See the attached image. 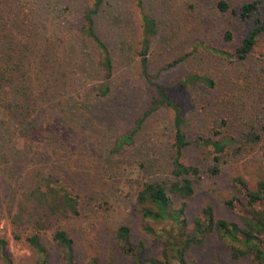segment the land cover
Instances as JSON below:
<instances>
[{
	"label": "rangeland",
	"instance_id": "374dc122",
	"mask_svg": "<svg viewBox=\"0 0 264 264\" xmlns=\"http://www.w3.org/2000/svg\"><path fill=\"white\" fill-rule=\"evenodd\" d=\"M218 1L141 0L142 9L154 18L153 30L146 31L138 0H104L95 27L111 52L113 68L109 93L95 96L92 84L107 80L101 67H94L95 48L79 38L91 0H0V48L10 45L11 32L19 38L25 35L37 52L24 60L33 83L42 73V63L33 58L44 60L55 51L63 53L60 65L69 75L64 122L55 118L49 94L39 84L31 88L38 94L35 101L22 100L30 103L29 110L16 115L14 104L21 101L17 87L10 83V73L0 76V238L6 240L11 264H38L39 256L26 239L38 230L48 264H62L52 239L58 227L73 238L75 264H88L92 258L97 264H134L116 242L122 224L130 227L132 241L145 244L147 255H159V245L143 229L145 220L136 206L144 181L173 177V112L164 103L154 105L156 83L168 86L181 107L189 140L200 135L217 138L214 130L219 128L233 138L217 175L206 171L212 163L210 147L190 145L184 150L182 161L201 170L188 200L189 217L211 205L216 217L236 219L225 204L233 192L232 179L242 176L255 187L264 178L262 138L247 139V133L261 132L264 121V58L250 54L235 60L214 51L233 49L251 27L238 13L220 10ZM225 1L237 11L249 0ZM26 14L32 22L24 21ZM226 29L232 31V40L223 38ZM258 41L264 43V33ZM15 49L29 53L19 43ZM175 59L180 60L173 63ZM189 75H196L195 80L176 85ZM40 118L49 124L38 130L32 123ZM123 135L130 137L120 143ZM46 184L72 191L77 213L63 208L59 195L53 210L33 197L31 191L38 185L46 189ZM152 225L159 230L164 224ZM187 257L189 264H256L248 256L233 259L215 231L192 245ZM0 264H5L1 258Z\"/></svg>",
	"mask_w": 264,
	"mask_h": 264
},
{
	"label": "trees",
	"instance_id": "16d2710c",
	"mask_svg": "<svg viewBox=\"0 0 264 264\" xmlns=\"http://www.w3.org/2000/svg\"><path fill=\"white\" fill-rule=\"evenodd\" d=\"M103 1L91 0V4L83 12V22L79 29V38L84 40L88 46L91 44L95 48L96 54L94 53L93 55L94 67H101L105 80H107V83L95 82L92 84L95 96H106L109 93L110 85L108 81L111 78L113 68L111 52L107 44L98 35L95 27V15L99 12ZM138 6L146 31L153 30L154 18L142 9L141 0H138ZM217 7L222 11L230 9L232 13H238L242 19L250 20L251 27L233 49L214 48V51L228 59L235 60H243L250 54L264 58V43H259L258 41L264 33V0L246 1L237 11L230 8L229 3L225 0H219ZM24 21L30 23L32 18L26 14ZM10 35L12 39L10 45L1 44L3 48H0V76L10 73L12 75L10 83L17 87L21 101H17L14 104L17 107L16 115H23L26 110H29L30 103L22 102V100L30 101L34 97L35 99L32 101H35L38 94L32 91L31 88L39 84L46 88L44 92L49 94L48 98L51 99L49 104L57 112L55 118L64 122L68 104L64 97V92L68 85L69 75L60 65L59 59L62 58L63 53L55 51L44 60L42 58H33L34 61L42 63L38 67V69L42 70L40 79L38 78L37 83H33L32 73L29 71L31 67H26L27 64H24V60L30 59L37 52L32 51L33 46L28 45L27 40L25 41L27 36L24 35L19 38L14 32H11ZM17 38H19L18 41ZM223 38L227 41L232 40V31L226 29L223 32ZM16 43L23 45V49L29 53L26 54L23 50L22 53H18L15 49ZM146 49L147 43L144 40L141 50L143 65L146 60ZM41 55H44V53H41ZM179 60L175 59L173 63ZM18 71L23 72V75L17 77L15 74ZM195 78L196 75H189L176 85L193 81ZM1 79L3 78L0 77V81ZM203 79L208 85H214L212 80L205 77ZM154 85L157 93L154 105L164 103L173 112L174 154L171 167L173 177L168 181H144L136 193V206L145 220L143 229L153 235L159 245V255H147L145 253V244L142 241H132L130 227L125 224L117 228V245L131 257L134 264H189L187 257L189 248L196 243L202 242L209 232L215 231L228 245L233 259L248 256L256 264H264V178L258 179L255 187H251L242 176H235L232 179L233 192L225 200V204L236 215L235 220L216 217L211 205H205L199 215L189 217L187 212L188 200L195 192V182L200 177L201 170L196 165L186 164L182 161L184 150L190 145L210 147L213 152L212 163L207 167L206 171L210 175H217L221 171L224 152L227 146L233 142V138L229 135L221 134L219 128L214 130V134L218 135L217 138L200 135L194 140H189L182 128L181 107L171 98L169 87L157 83ZM22 120L23 117H19V121ZM141 121L142 118L138 119V125ZM20 123L24 126L26 122ZM32 124L38 130H41L45 128V125L49 124V121L48 119L43 120L40 118L39 121ZM224 124V120L219 122L220 126ZM259 129L260 133L255 131L247 133V139L258 141L262 138L261 148L264 161V121L260 123ZM129 137L130 135H123L119 142L123 143ZM45 186L46 189L41 188L39 185L34 188L31 191L33 197L37 200L45 201L53 210L57 207L55 196L59 195L61 206L72 213H77L76 195L72 191L50 184ZM37 223L38 227L43 226L42 222ZM152 223L155 225L163 223L164 225L157 230ZM38 231L31 233L26 239L39 256L38 264H48V252ZM52 239L59 249L62 264H75L73 238L67 230L62 227L56 228L52 233ZM5 246L6 240L0 238V258L5 264H11V258L6 253ZM88 264H97V259L92 258Z\"/></svg>",
	"mask_w": 264,
	"mask_h": 264
}]
</instances>
